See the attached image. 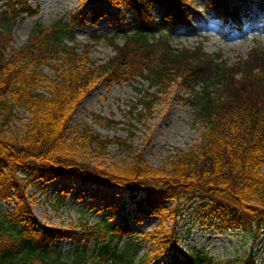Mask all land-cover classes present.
<instances>
[{
  "label": "trees",
  "instance_id": "16d2710c",
  "mask_svg": "<svg viewBox=\"0 0 264 264\" xmlns=\"http://www.w3.org/2000/svg\"><path fill=\"white\" fill-rule=\"evenodd\" d=\"M92 1L88 21L93 23L101 15L103 0ZM186 1L109 0L112 6L128 5L135 20L121 43L113 37L106 39L113 54L98 61L90 56L93 41L80 43L74 36L75 28L87 22L82 16L84 5L68 12L66 21L36 26L21 45L13 47L16 20L37 10L28 0H4L0 16V201L14 198L15 204L11 211H0V264H151L161 255H169L172 264H264L252 252L222 259L179 243L176 218L182 213L185 194L205 203L219 200L211 210L223 208L234 220H240V213L249 216L253 239L264 229V48L252 47L228 62L220 54L206 53L201 43L174 45L169 31H159L160 23L149 8L153 4L163 7L167 20ZM45 66L52 77L44 72ZM137 78L152 90L141 96L140 117L151 115L159 95L172 85L188 89L186 99L196 107V122L203 127L199 142L188 150L177 149L168 166H149L127 139L101 138L87 127L68 136L72 116L95 84ZM16 108L30 114L20 137L8 126ZM97 122L117 124L101 117ZM112 143L131 160L98 175L72 155L75 145L82 150L93 145L104 153ZM56 178L77 179L81 184L107 182L133 196L144 191L138 206L147 203L144 213L158 214L159 221L143 232H133L126 222L111 225L107 220L91 223L86 218L67 227L41 224L34 228L27 190ZM155 190L161 200L175 201L174 206L156 205ZM167 220L171 226H166ZM134 235L139 236L135 244L126 241ZM61 239L71 240L74 248L63 253L58 243L53 246ZM143 245L150 248L138 255Z\"/></svg>",
  "mask_w": 264,
  "mask_h": 264
},
{
  "label": "rangeland",
  "instance_id": "374dc122",
  "mask_svg": "<svg viewBox=\"0 0 264 264\" xmlns=\"http://www.w3.org/2000/svg\"><path fill=\"white\" fill-rule=\"evenodd\" d=\"M31 8L37 10L34 15L23 14L13 27V47H18L36 26H48L57 20H67L66 14L84 5L82 16L87 22L76 27V41L85 43L93 41L90 56L102 61L113 54L106 39L115 38L121 43L124 34L132 31L135 13L126 4L112 6L109 0H103L101 15L96 22L89 20L88 12L92 0H28ZM4 0H0V16L3 13ZM149 13L160 23L159 31L172 36L174 45L195 46L202 44L206 53L220 54L228 62L244 56L252 47L264 48V0H187L178 12L173 9L170 18L164 20L163 7L153 4ZM96 35L98 38H95ZM44 72L53 76L45 66ZM111 83L98 82L87 96L83 98L70 120V132L87 127L101 138L127 139L137 153L141 151L143 161L153 168L168 166L171 156L177 149L188 150L199 142L203 127L196 122V107L186 99L188 89L172 85L155 102L151 115L140 117V99L147 91L145 80ZM193 94V92L191 93ZM194 100V98H193ZM97 117L112 119L117 124L101 126ZM30 114L23 108L13 111L9 122L10 132L21 136ZM70 144V140L68 141ZM78 164H87L98 175L101 170L125 165L131 156L115 144H110L104 153L93 145H86L85 150L76 146L72 148ZM99 177V176H98ZM100 178V177H99ZM138 191L121 192L109 183L95 185L81 184L77 179L56 178L46 183L38 182L28 188L27 196L32 201L30 220L34 228L41 224L67 227L70 222L86 218L95 223L107 220L111 225L128 223L133 232L152 229L159 221L156 213L146 214L147 203L138 206L137 200L144 196ZM182 213L176 218V230L179 243L183 248H201L209 256L225 259L252 252L258 260L264 259V229L253 239L249 232L251 219L239 214L234 220L223 208H211L220 201L205 203L198 198L185 194L182 198ZM152 200L156 205L162 203L166 208L175 204L173 200H161L158 190L154 191ZM15 199L0 201V211H11ZM222 207V206H221ZM172 221L167 220L166 226ZM130 240V241H128ZM139 236H130L126 241L135 244ZM63 253L74 248L69 239L57 240ZM149 245L139 248L138 255L148 251ZM151 264H172L170 256L161 255Z\"/></svg>",
  "mask_w": 264,
  "mask_h": 264
}]
</instances>
